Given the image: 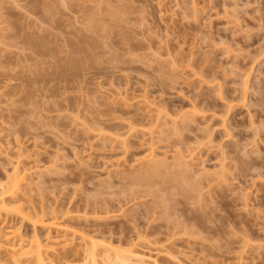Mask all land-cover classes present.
Masks as SVG:
<instances>
[{"label":"rangeland","instance_id":"rangeland-1","mask_svg":"<svg viewBox=\"0 0 264 264\" xmlns=\"http://www.w3.org/2000/svg\"><path fill=\"white\" fill-rule=\"evenodd\" d=\"M1 203L0 264H264V0H0Z\"/></svg>","mask_w":264,"mask_h":264},{"label":"bare ground","instance_id":"bare-ground-1","mask_svg":"<svg viewBox=\"0 0 264 264\" xmlns=\"http://www.w3.org/2000/svg\"><path fill=\"white\" fill-rule=\"evenodd\" d=\"M92 19H93V18H91V20H92ZM94 20H95V19H94ZM95 21H96V20H95ZM90 23H91V25L93 24V27H95L94 25H95L97 22H96V23H95V22H93V23L90 22ZM97 24H98V23H97ZM91 25L89 24V26H91ZM95 28H96V27H95ZM97 28H98V26H97ZM97 28H96V29H97ZM45 46H47V45H45ZM44 48H45V47H44ZM46 48H47V47H46ZM91 51H92V50H91ZM83 54H84V53H83ZM243 92H244V91H243ZM242 97H243V96H242ZM242 97H241V98H242ZM243 98H244V97H243ZM251 115H252V114H251ZM251 118H253V117H250V116H249V119H250V120H251ZM250 123H251V122H250ZM253 124H254V123H253ZM258 126H259V125H258ZM251 127H252V126H251ZM251 127H250V128H251ZM253 128L256 129V127H252L251 129H253ZM254 131H255V130H254ZM257 131H258V130H257ZM255 132H256V131H255ZM254 134H255V133H254ZM256 134L258 135L257 132H256ZM243 150H244V149H243ZM243 150H242V151H243ZM251 150H252V149H251ZM244 151H246V149H245ZM253 152H254V151H253ZM242 153H244V152H242ZM245 154H246V153H245ZM243 157H244V156H243ZM259 166H260V165H259ZM256 167H257V166H256ZM254 170H255V169H254ZM260 171H261V170H260ZM258 177H259V176H258ZM17 183H18V182L15 181L14 184H16V185H14V184H13V185H14V186H17V185H18ZM6 207H7V205H5V203H1V204H0V211H2V210H7ZM37 244H38V245H37V248H36V249H37V250H36L37 257H38V258H41V257H42V253H41V252H42V251H41V244L38 243V242H37Z\"/></svg>","mask_w":264,"mask_h":264}]
</instances>
